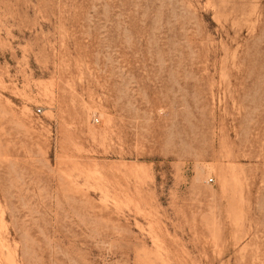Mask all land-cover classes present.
I'll return each mask as SVG.
<instances>
[{"label": "rangeland", "instance_id": "obj_1", "mask_svg": "<svg viewBox=\"0 0 264 264\" xmlns=\"http://www.w3.org/2000/svg\"><path fill=\"white\" fill-rule=\"evenodd\" d=\"M0 264H264V0H0Z\"/></svg>", "mask_w": 264, "mask_h": 264}]
</instances>
